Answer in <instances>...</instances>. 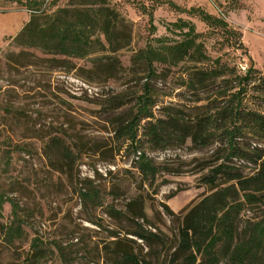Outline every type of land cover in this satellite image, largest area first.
I'll return each instance as SVG.
<instances>
[{
	"label": "rangeland",
	"instance_id": "374dc122",
	"mask_svg": "<svg viewBox=\"0 0 264 264\" xmlns=\"http://www.w3.org/2000/svg\"><path fill=\"white\" fill-rule=\"evenodd\" d=\"M66 1L44 0L42 8L50 13ZM171 1L182 8L200 7L222 19L236 32V39L226 38L221 29L208 26L197 14L176 11L165 3L151 9L153 0H108L131 23L129 45L115 53L122 66L128 65L131 53L143 47L148 36L168 34L165 24L183 18L194 24L198 40L211 58L219 57L239 72L244 71L240 66L247 68L253 61L264 73V0ZM212 3L224 16L218 15ZM149 12L153 29L149 27ZM28 16L24 5L0 0V27L6 28L0 29V192L18 204L23 231L22 237L10 244L3 240L2 229L11 219L10 205L4 202L0 210V264H21L32 251L33 238L44 253L45 264H59V249L72 264H110L111 240H120L139 264H167L178 241L182 216L210 192L201 178L208 170L205 164H214L218 158L220 143L196 147L188 138L183 145L173 143L164 149L142 143L137 150L160 167L151 180H145L135 168L133 149L112 130L111 121L125 112L128 104L113 110L102 107L109 96L126 86H131V91L136 86L127 77L86 79L82 71L90 65L87 57L63 59L62 55H40L14 46L11 38ZM9 50L66 62L7 66L4 54ZM180 66L156 81L163 95L153 108L155 116L161 105L191 114L200 111L193 106L204 104L191 102L186 89L175 83L178 76H186ZM179 92L185 93L180 96ZM5 105L7 111L2 109ZM52 136L60 137L57 144ZM59 143L68 146V156L62 155ZM260 146L264 150V144ZM246 166L244 174L256 171V165ZM83 185L98 189L101 205L81 200L78 188ZM128 201L142 207L153 224L143 222V227L155 232L160 241L145 242L126 234L134 229L124 209ZM110 205L124 216H109ZM259 214L258 209L246 212L251 217Z\"/></svg>",
	"mask_w": 264,
	"mask_h": 264
},
{
	"label": "trees",
	"instance_id": "16d2710c",
	"mask_svg": "<svg viewBox=\"0 0 264 264\" xmlns=\"http://www.w3.org/2000/svg\"><path fill=\"white\" fill-rule=\"evenodd\" d=\"M11 1L29 11L28 19L11 38L14 46L38 51L40 55H62L63 59L87 57L90 65L82 71L86 79L127 77L136 86L132 91L131 86H126L109 96L102 107L113 110L128 104L127 110L114 118L111 125L115 136L133 149L135 168L142 178L151 180L160 168L137 150L142 143L152 149H164L173 143L183 145L188 138L196 147L220 143L218 158L214 164H205L208 170L201 178L210 186V192L182 216L178 241L167 264H264V150L260 146L264 144V73L253 61L239 72L235 66L221 62V58H211L198 40L200 34L194 24L176 18L165 24L168 34L148 36L144 46L131 53L128 65L122 66L115 53L129 45L131 23L108 0H67L50 13L42 8L44 0ZM153 2L151 9L157 3H165L176 11L197 14L208 26L221 29L226 38L236 39V32L229 30L225 21L200 7L182 8L171 0ZM151 19L149 12V27L153 29ZM40 55L9 50L4 54V63L56 65L65 61ZM180 64L179 69L186 76H178L175 83L186 89L191 102L204 101V104L193 106L200 111L191 114L161 105L155 116L153 108L163 95L155 83ZM2 109L7 111L8 105ZM51 138L55 139L53 144L60 139ZM59 145L62 155L68 156V146ZM250 163L256 165V171L246 175L243 169ZM78 196L83 202L101 205L95 186L83 185L78 188ZM132 201L124 206L134 224V229L126 234L145 242L160 241L155 232L143 227V222L151 227L153 224L147 221L142 207ZM4 202L10 205L11 219L2 229V238L10 244L22 237V220L18 204L0 192V210ZM257 209L258 216H246V212ZM107 214L124 216L112 205L108 206ZM111 241L114 247L110 264H139L120 240ZM31 245L32 251L21 264H45L47 260L35 238ZM58 254L59 264H72L60 249Z\"/></svg>",
	"mask_w": 264,
	"mask_h": 264
},
{
	"label": "built area",
	"instance_id": "2783aa9c",
	"mask_svg": "<svg viewBox=\"0 0 264 264\" xmlns=\"http://www.w3.org/2000/svg\"><path fill=\"white\" fill-rule=\"evenodd\" d=\"M213 5H214V7L216 8V12L218 13V15L219 16H224L223 15V11L221 10V8H219L215 3H212ZM240 68L242 69V70H244L245 71V66H240Z\"/></svg>",
	"mask_w": 264,
	"mask_h": 264
},
{
	"label": "crops",
	"instance_id": "0c3cea01",
	"mask_svg": "<svg viewBox=\"0 0 264 264\" xmlns=\"http://www.w3.org/2000/svg\"><path fill=\"white\" fill-rule=\"evenodd\" d=\"M0 29H1V32L4 30V29H6V28H3V27H0Z\"/></svg>",
	"mask_w": 264,
	"mask_h": 264
}]
</instances>
